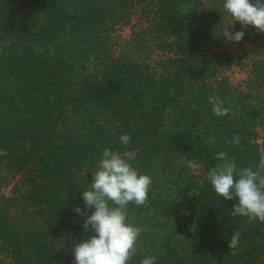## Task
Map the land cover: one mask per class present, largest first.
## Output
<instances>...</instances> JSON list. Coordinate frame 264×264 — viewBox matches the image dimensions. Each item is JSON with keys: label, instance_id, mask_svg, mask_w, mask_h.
<instances>
[{"label": "trees", "instance_id": "trees-1", "mask_svg": "<svg viewBox=\"0 0 264 264\" xmlns=\"http://www.w3.org/2000/svg\"><path fill=\"white\" fill-rule=\"evenodd\" d=\"M150 1L171 70L151 69L129 50L115 54L111 34L131 23L136 0H0V172L11 165L25 175L37 214L18 229L6 215L13 202L3 205L0 242L12 264H75L59 239L71 228L80 240L92 235L74 209L84 208L82 192L105 147L133 152L134 165L152 177L145 204L127 208L140 229L129 264L145 256L156 264H264V223L231 215L234 201L206 179L221 151L203 144L195 129L203 117L223 126L228 158L256 169L264 150L249 121L235 120L225 100L228 114L216 116L208 102L231 90L212 77L209 49L222 39L203 0ZM62 44L100 72L81 90L66 91L68 67L49 53ZM171 112L177 124L165 131ZM70 114L81 123L68 121ZM123 134L131 137L127 147L119 143ZM168 159L198 161L203 179L194 188L188 176L169 179ZM234 232L239 242L230 248Z\"/></svg>", "mask_w": 264, "mask_h": 264}, {"label": "rangeland", "instance_id": "rangeland-1", "mask_svg": "<svg viewBox=\"0 0 264 264\" xmlns=\"http://www.w3.org/2000/svg\"><path fill=\"white\" fill-rule=\"evenodd\" d=\"M155 3L156 1L136 0V10L131 23L118 26L111 34L110 41L116 55L129 50L137 59L147 62L151 69L155 68L162 72L164 68H168L169 57L172 55L171 52L164 53V40L159 41L157 37L160 30L155 11L152 10ZM203 3L212 16V24L216 26L217 34L222 39L209 49V58L217 68L212 75L213 82L217 85L227 84L231 89L226 98L220 100L223 103L225 100L235 120L249 121L251 128L255 130L256 141L264 150V33H260L252 26L243 27L239 22H235L231 31L234 33L243 30L244 39L238 43L225 42L223 31L229 28L231 19L223 11V0H203ZM62 45L63 49L55 46L49 53H53L64 62V66L68 67V71L64 74V79L68 82L66 91L70 89V85L81 90L90 84L100 72L94 62L85 61L80 54L70 53L65 45ZM2 51L6 49L2 48ZM214 88L217 89L219 86H214ZM76 89L72 90L74 94L79 92ZM219 95L217 92V96ZM177 118H179L178 115ZM81 119V115L70 114L68 121L80 124ZM176 124V117L172 112L165 115V131L176 127ZM195 129L203 144L228 153L224 146L223 126L217 125L209 117H203L197 121ZM19 144L23 147L27 146L25 140H20ZM165 164L167 170L171 171L169 179L178 180V178L188 176L186 179L191 178L192 188L204 177L203 167L198 161L182 159L170 162L168 159L165 160ZM165 182L163 181V184ZM28 196L29 187L25 175L16 174L11 165L2 168L0 172V214L3 205L12 201L6 215L18 229L22 227L24 221L32 224L33 216H37L28 204ZM79 205L81 207L82 203ZM71 230L66 239L60 238L59 240L66 249L73 250L74 244L80 241V235H76L73 228ZM12 262L0 242V264H12Z\"/></svg>", "mask_w": 264, "mask_h": 264}, {"label": "clouds", "instance_id": "clouds-1", "mask_svg": "<svg viewBox=\"0 0 264 264\" xmlns=\"http://www.w3.org/2000/svg\"><path fill=\"white\" fill-rule=\"evenodd\" d=\"M223 11L231 19L223 31L225 42H241L243 30L231 31L235 22L252 26L264 33V0H223ZM214 115L223 117L229 109L218 98L209 99ZM128 134L119 137L120 145L127 147ZM239 142V138H235ZM136 156L131 151L121 152L105 147L96 170L92 172L90 187L82 192L84 208L74 211L85 217L82 228L92 235L76 242L73 247L75 264H129L136 252L140 229L129 219V204L141 206L148 199L152 177L134 165ZM218 161L207 172V182L223 200L234 201L231 215L243 216L264 223V152L259 154L256 169L240 168L227 153L216 154ZM91 213L88 214V210ZM239 233L234 232L229 247L238 245ZM140 264H156V257L145 256Z\"/></svg>", "mask_w": 264, "mask_h": 264}]
</instances>
